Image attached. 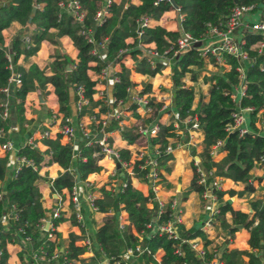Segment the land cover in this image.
Wrapping results in <instances>:
<instances>
[{
	"label": "trees",
	"instance_id": "1",
	"mask_svg": "<svg viewBox=\"0 0 264 264\" xmlns=\"http://www.w3.org/2000/svg\"><path fill=\"white\" fill-rule=\"evenodd\" d=\"M60 0H0V90L8 85V78L12 72L18 74L19 85L11 89L8 95L0 91V104L9 101L8 108L12 111L18 131L24 133L23 102L25 96L34 90L42 92L47 84L53 87L57 101V113L63 117H71V90L74 85L82 88L85 103L80 110L75 111V117L83 115L98 116L105 113L115 105V101L127 100V86H136L130 79V72L139 75L153 76L164 66L162 63L150 69L143 59L138 60V50L135 48L137 41L152 42L164 58H171V50L179 36V31L188 33L193 38H199L204 34L207 24L213 26L222 25L228 17L230 10L235 5H254L255 9L261 6L260 0H111L106 6L107 16L99 23L94 21V14L99 10L104 0H77L84 15L80 23L73 20L72 16L58 6ZM32 7H35L32 11ZM176 7L181 16L179 29L176 31L166 30L161 26L154 25L144 27L140 36H136L135 20L140 16H149L158 20L160 16ZM12 22L32 25L29 33L23 36L27 41L23 42L21 36L8 40L3 37L2 31ZM55 29V36L66 35L76 48V60L70 61L66 56L56 55L46 67H38L34 63L27 67L15 64L16 59L22 56L27 59L38 49L41 41L53 42L49 29ZM88 33L94 42L104 43V56L98 58L91 53L92 45L87 42ZM131 38L132 43L126 39ZM257 34L242 33L244 41L242 48L247 51L249 62L242 64L244 67L245 94L240 98L239 106L250 108L247 111L248 126L252 133L239 136L236 131L227 132L225 127L230 123V114L235 109V104L229 97V93L237 84V72L235 67L241 63L235 58L225 55V62L229 69L220 68L212 72L204 80L207 82L206 97L199 95L193 105L194 87L184 86L182 79L185 75L190 76L191 81L205 66L204 60L195 50L174 56L170 62V81L172 86L171 105L177 117L182 118L188 114L196 115L199 130L202 135L201 148L196 154L201 165L207 171L213 170L212 175L228 178L234 183H241V190H218V213L212 216L217 221L222 232L223 240L220 244L208 247L210 241L204 233L197 228L185 229L181 223H175L177 238H167L159 233L155 225L170 220L172 209L167 206L162 214L155 216V204L149 199L152 197L150 188L146 195L132 187L131 176L140 181L147 182L145 174L148 167L138 168L142 161H135L132 166V175L122 171L124 187H118L114 192L99 187V196L93 199L98 212L104 213L102 224L93 233L92 255L82 257L85 247L76 245L78 238L72 233L64 241L55 230L51 231L53 238H47L46 233L36 227L39 219L44 216L46 209L43 207L40 192L35 184L37 170L45 165L55 163L62 169L53 179H46L51 193L59 194L62 189L69 190L75 184V171L78 173L79 182H84L87 175L98 172L97 156L94 155L96 147L85 146L80 142L76 150L72 149L70 142L61 143L63 138L59 133L54 138L42 139L44 149L39 150L28 144L20 145L15 152L18 157L30 160L34 169L21 165L17 171L6 175V162L9 152L0 156V218L6 219L5 227L0 223V264H7L6 244L27 235L31 244H25L18 253L20 264H31L30 255L33 251L42 247L47 258L54 249L61 248L56 258L45 264H100L105 258L107 264H123L122 252L128 247L139 245L144 251L139 255L142 264H205L211 258L212 248L217 251L222 264H264V195L249 202L253 211L252 215L232 208L228 200L222 201V196L240 197L253 191L250 184L251 170L256 166L258 157L264 154V129H257L255 121H264V55L249 50V46L259 39ZM12 53L11 62L13 68H8V61L4 56L6 46ZM171 47L170 50L168 48ZM126 51L119 54V51ZM94 62V65H90ZM117 64L118 70L115 75L117 82H112L108 90L109 96L98 100L92 99L94 82L87 75L88 70L98 72L107 64ZM49 72V73H48ZM137 77L138 75H134ZM138 93L149 92L150 84L139 83ZM75 100V96L73 95ZM153 107L152 113L142 121L149 123L155 121L158 131L149 137L147 142L150 146H156L158 155L155 156L158 177L164 187L171 185L161 175L160 171L168 173L172 160L171 154H164L163 149L174 137V130L169 122H163L158 113L159 102H150ZM97 107L94 112L92 108ZM125 110L131 116L140 119L134 112V105L129 104ZM0 105V144L8 140L7 128L10 123V113L2 117ZM134 125L122 128L121 135L132 143L136 137ZM118 128L116 120L111 119L104 127L105 130ZM217 141L221 145L212 156L210 150ZM195 155L194 150L191 151ZM221 157L216 160V156ZM121 160L127 161L128 150H119ZM210 178H208V181ZM189 191L201 194L202 186L195 181V175L189 183ZM13 207L16 218L8 216ZM123 210L127 215V225L121 230L117 227L116 214ZM110 213V214H107ZM228 214V216L226 215ZM62 218L53 220L55 226ZM255 220V224H253ZM21 228L23 233L16 232ZM244 228L248 231L247 248H228L227 244L235 231ZM133 230L135 235L132 233ZM17 237V238H16ZM199 237L202 241L203 255L198 257L189 247L187 241ZM238 244L242 243V236L237 235ZM208 247V248H207ZM161 250L158 260L155 253ZM245 258V259H244Z\"/></svg>",
	"mask_w": 264,
	"mask_h": 264
},
{
	"label": "built area",
	"instance_id": "2",
	"mask_svg": "<svg viewBox=\"0 0 264 264\" xmlns=\"http://www.w3.org/2000/svg\"><path fill=\"white\" fill-rule=\"evenodd\" d=\"M111 0H104L103 6L97 10L94 14V21L99 23L105 16H107L106 6L109 4ZM261 6L259 9H255L254 5H235L230 10L228 17L225 19L223 24L219 26H213L207 24L204 34L199 38H193L188 33L179 31V36L174 42V48L171 50V58L177 55H180L187 50H195L197 54L204 60L205 66L211 68V70L218 71L220 68L229 69V65L225 62V55L231 56L238 60L241 64L235 67L237 72V84L233 87L232 91L229 93L230 99L236 105L235 109L230 114V123H228L225 127L227 132L236 131L239 136H242L247 133H252L251 129L248 126L247 119V111L250 110L248 107H240L239 102L240 98L245 94V79H244V67L242 64L248 63V53L246 50L242 48L244 43L242 39V33L249 34H257L259 35V39L252 43L249 46V50H252L256 53L264 55V0H260ZM58 6L69 13L73 20L80 23L83 19L84 12L81 10L80 5L77 0H60L58 2ZM175 12L178 14V19L180 21L181 16L178 13V9L173 7ZM155 20L151 19L149 16H140L135 20L136 23V36L139 37L142 28L154 26ZM23 42L27 41L26 36H22ZM87 42L91 43V53L96 57L99 56V48H104V43H96L93 38L90 37L89 33L87 36ZM132 43V39L130 42ZM135 48L138 50V60L143 59L146 63L147 67L152 69L157 63H162L164 66L167 65L170 67L171 58H164L163 53H159L154 43L152 42H143L137 41L135 44ZM171 47L168 48L170 50ZM126 51V48L119 51L123 53ZM5 58L8 61V68L12 69L13 64L11 62L12 53L8 49V45L6 46ZM110 64L102 67L98 72L95 73L94 77L90 79L94 82L93 89L94 92L98 94V98L105 97L103 89L98 90L97 85L104 86L108 82H117L118 77L115 75V72L118 70L110 69ZM117 66V64H116ZM163 66V67H164ZM118 67V66H117ZM162 67V68H163ZM161 68V69H162ZM159 70V72L161 71ZM157 72V73H159ZM156 74V73H155ZM184 78L182 79V82ZM19 85L18 74L12 72L11 76L8 78V85L3 87L0 91L8 95L11 89L17 87ZM183 85L185 83L183 82ZM140 88H135L134 86H127V100L122 102L121 100L115 101L111 99L110 102H115V105L111 107V109L105 113H101L98 116L95 115H86V118L83 119V116L78 118L76 121V125L73 126L71 124L70 117H63L59 113H53L51 115V120L53 124L56 125V134L59 133L62 137L66 138L67 141L72 140L74 137L75 128L78 130L81 142L84 143L85 146L88 147H96L97 150L94 152V155L97 157H104L112 161L115 165L118 163V169L121 171H125L128 175H132V166L135 161H142V163L138 164V168L148 167V171L145 174V178L148 182L149 188L152 191V197L149 199L155 204V216H159L162 214L167 206L172 209V215L170 220L159 223L155 225L156 231L159 233H163L167 238L176 239L177 232L175 230V223L181 222V217L179 210L177 209V200L172 197L169 200H163L155 196V188L156 183L159 180L158 170L156 166L155 156L158 155V150L156 146H149L147 140L149 137L155 135L158 131V126L155 121H151L149 123H145L142 121V118L148 117L152 111L153 107L151 106V101L154 103L159 102L160 105L157 109L158 113H162V115H168L170 110H172L171 100H167L164 98H155L150 95L149 92L140 94L138 91ZM72 94L75 96L74 100V109L75 111L80 110L81 105H83L86 101L83 98L82 88L78 85H74L72 88ZM127 103V106L124 105ZM134 105V112L138 115L140 119H134V134L136 135L135 140L140 141V147L134 152L131 158V153H129V158L127 161L121 160L119 156V149L115 148L112 143L109 141L108 134L111 130H105V125L111 120H116L118 124V128L115 130L121 132L122 125V117L123 112H129L125 110L128 105ZM2 108V117H6L8 113V101H5L0 104ZM125 106V108H123ZM161 119V118H160ZM171 123L174 130V137L169 140V143L164 147V154H171L175 149H185L191 155V169L192 174L195 175V181L198 185L202 186L201 197L203 199H207L210 202V214L209 217L204 221L203 228H209L212 224V216L218 213V200L216 197V191L224 190L222 187V183L224 178L218 177L216 175H212V171H207L201 165L198 157L192 154V150L197 146V141L195 137L199 134V123L197 121L196 115L188 114L182 118L176 116V114L172 115V119L169 121ZM255 126L257 129H264V121L257 120L255 121ZM39 136L41 139L50 137V130L43 129L40 131ZM26 144L34 146V142L31 139H28ZM71 144V143H70ZM221 145L220 141H217L214 146H212L210 150V154L214 156L216 154V149ZM147 146V147H146ZM13 149V146L9 140H6L2 144H0V152H10ZM196 150H194L195 153ZM16 167L14 171H17L21 165H26L34 169L30 160H26L23 157H18L15 155ZM256 166L260 167V174L258 176V184L263 187L262 195H264V154L260 155L256 161ZM208 178L210 180L208 181ZM255 178L250 179V184L254 187ZM49 188V182L45 181ZM78 182L75 181V184L71 186L68 190L69 196V209L64 210L60 201L56 200L51 207L46 209V212L43 217H41L36 224V227L46 233L47 238H53V234L51 231L55 230L56 226L53 223V220L62 218L65 212L72 217L74 223L79 227L83 226V213L81 202L77 196L76 184ZM125 183L123 181L117 187L110 186L108 189L111 192H114L118 187H124ZM89 188V185H87ZM254 189V188H253ZM94 195L91 191H88L84 197L86 207L92 211L96 212V207L93 203ZM249 215L253 214V211L249 209L247 211ZM12 218H16V213L13 211V207L10 208L8 216ZM69 217V218H70ZM116 222L118 229H123L125 227V222L123 221L120 213L116 214ZM0 223L3 227H5L6 219L4 217L0 218ZM255 224V220L253 222ZM16 232L20 235L23 233L21 228H17ZM17 238V237H16ZM16 242L22 243V246L25 244H31L30 237L27 235L19 237ZM189 247L195 252V254L200 258L203 255V246L198 245L196 239H191L187 241ZM81 246L85 247V250L89 251L92 247V240L84 235L80 239ZM62 249L59 248L54 249L53 253L47 258L46 253L42 250V247H38L35 251H33L30 255L31 264H45V262H49L51 259H54L58 255V251L60 252ZM144 251L139 245H135L134 247H128L122 252V259L124 261L123 264H129L127 258L140 255ZM211 258L205 264H222L217 251L214 248L211 250ZM107 261V260H106ZM66 264H70L66 262ZM184 264V263H183Z\"/></svg>",
	"mask_w": 264,
	"mask_h": 264
},
{
	"label": "crops",
	"instance_id": "3",
	"mask_svg": "<svg viewBox=\"0 0 264 264\" xmlns=\"http://www.w3.org/2000/svg\"><path fill=\"white\" fill-rule=\"evenodd\" d=\"M119 1V0H115ZM155 25L161 26L166 30L176 31L179 29V19L178 14L175 12L174 9L170 11L164 12L158 20H155ZM32 29V25H20L17 22H12L6 29L2 31L3 37L8 38L10 40L16 36H23L26 33H29ZM53 38V42L48 40H43L40 42L37 51L26 60L23 59L22 56H19L16 59L15 64L21 67H27L29 64L34 63L38 67H46L49 62L53 60V58L58 56H66L69 58L70 61L76 60V53L77 50L73 46L71 40L68 36H55L56 30L51 28L48 30ZM131 38L126 39V42H130ZM105 48H99V56L102 58L104 56ZM90 65H94V62H91ZM109 71L116 70L118 67L116 64H110ZM210 67L204 66L199 74L196 75L195 81L190 80V76L187 74L184 76V83L186 86H193L195 91V97L193 101V105L199 95H203L206 97L207 92V82L204 80L206 77L210 75ZM49 73V72H48ZM87 75L90 79L94 77L95 72L93 70H88ZM134 75H138L135 77ZM170 67L165 65L159 73L154 74L153 76L148 75H139L135 72H130V79L133 83L136 84L135 88H138V82L143 83L147 82L150 84V95L155 98H164L167 100H171V92L172 86L170 81ZM111 83L108 82L104 86L97 85L98 90L103 89L104 93L108 97V90L110 89ZM71 94V124L73 126L76 125V121L78 118L75 117L74 112V99L72 90ZM93 100H98V94L94 92L92 94ZM9 105V101H8ZM127 106V103H124ZM125 108V106H123ZM172 110L168 113V115H162L161 120L163 122H169L172 119V115L175 114L173 107ZM97 107L92 108L94 112L97 111ZM9 117L10 123L7 128V137L8 140L11 142L13 149L8 154V159L6 162V175L8 177L16 167L15 161V152L16 149L22 145L26 144L28 139H31L34 142V146L37 147L39 150L45 148L42 144V139L39 136V133L43 129L50 130V137L54 138L56 135V125L53 124L51 120V115L53 113H57V101L56 96L53 92V87L50 84H47L45 89L40 92L38 90H34L29 92L24 99L23 102V116L26 120L24 123V133L20 134L18 131V127L16 125L15 119L12 116V111L9 108ZM86 118V114L83 115V119ZM134 119L130 114V112H123L122 117V125L123 128H128L130 125H134ZM109 141L112 145L121 150L126 149L131 153V158L134 152L140 147V141L135 140L132 143H127V141L122 137L121 132L113 129L109 131ZM201 139L202 135L201 132L195 137L197 141V146L195 147L196 150L195 154L200 151L201 148ZM61 143L70 142L72 145V149L76 150L78 144L81 142L78 130L75 128L74 130V137L72 140L67 141L66 138H61ZM150 146V145H149ZM147 147V146H146ZM3 153L0 152V156ZM172 160L168 163L170 165V171L165 173L160 171L163 178L166 180L167 183L171 185V187L166 188L160 182L156 183L155 188V196L163 200H169L170 198L174 197L177 200V209L179 210L180 217H181V224L185 229L189 228H197L200 229L206 238L211 242L208 247H213L218 245L223 240V232L218 224L217 221L213 220L212 224L209 228H203L204 221L209 217L210 214V202L207 199H203L201 195L193 191H189V183L192 178V169H191V155L185 149H175L172 153ZM221 154H218L219 156ZM97 164L100 166V170L98 172L91 173L87 175L84 182H78L76 184V191L77 196L81 202L82 213H83V226L79 227L76 225L69 216L67 212L64 213L62 216V220L56 225L55 231L60 234V238L62 240H66L69 234H73L78 238L75 241L76 245L80 244V239L82 236L87 235L92 240V247H96V244L93 242V233L96 228H98L105 217L104 213L101 212H92L90 211L85 204L84 197L88 191H91L94 197L99 196V187L105 185V188L108 189L110 186L117 187L120 182L122 181L121 175L122 171L119 170L113 163L107 158L104 157H97ZM62 172V169L57 166L55 163L50 165H45L40 167L37 170L38 178L35 181V184L40 192L41 200L43 207L45 209L51 207L56 200L60 201L64 210L69 209V196L68 190L62 189L59 194L51 193L47 184L45 183L46 179H53L59 173ZM260 174V167L255 166L251 170V176L255 178L254 181V189L252 192L245 193L240 197L235 195L228 196V194H224L222 196V201L228 200L232 206V208L239 210L244 213H248L250 206L249 202L255 198L261 197L263 187L258 184V176ZM130 184L133 188L139 190L143 195L147 194L149 189L148 182L140 181L137 178L131 176ZM89 185V188H87ZM222 187L224 190L234 189V190H241L242 184L241 183H234L232 180L225 178L222 183ZM257 188H260L258 191ZM236 204V205H235ZM123 221L125 222V226L127 225V215L123 210L119 211ZM110 214V213H107ZM228 216V214H226ZM249 215V214H248ZM70 217V218H69ZM132 233L135 235V232L131 230ZM237 235L242 236V243L238 244ZM196 242L198 245H202V241L199 237H195ZM247 239H248V231L244 228H239L237 231L234 232L232 239L227 244L228 248H235V249H246L247 248ZM22 243H18L15 241L6 244V251L8 254L7 257V264H20L18 253L20 252ZM91 247V248H92ZM207 247V248H208ZM90 248L89 251L85 250L84 253L81 255L82 257H88L92 255V249ZM162 251L158 250L155 253V259L158 260ZM245 259V258H244ZM129 264H142L139 258V255L127 258ZM74 264H79L75 262ZM100 264H107L106 259L104 258Z\"/></svg>",
	"mask_w": 264,
	"mask_h": 264
},
{
	"label": "water",
	"instance_id": "4",
	"mask_svg": "<svg viewBox=\"0 0 264 264\" xmlns=\"http://www.w3.org/2000/svg\"><path fill=\"white\" fill-rule=\"evenodd\" d=\"M35 7H32V11H34ZM115 166L118 168V163L115 164ZM75 181L79 182V177H78V173L75 171Z\"/></svg>",
	"mask_w": 264,
	"mask_h": 264
},
{
	"label": "rangeland",
	"instance_id": "5",
	"mask_svg": "<svg viewBox=\"0 0 264 264\" xmlns=\"http://www.w3.org/2000/svg\"><path fill=\"white\" fill-rule=\"evenodd\" d=\"M208 72L210 71L211 73L213 72L212 70H207ZM210 73V74H211ZM190 154V153H189ZM221 157V155H219V156H216L215 158H216V160H218L219 158ZM258 189V191H260V188H257ZM236 205V204H235Z\"/></svg>",
	"mask_w": 264,
	"mask_h": 264
}]
</instances>
